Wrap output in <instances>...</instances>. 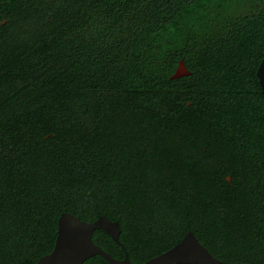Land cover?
Segmentation results:
<instances>
[{"label": "trees", "instance_id": "obj_1", "mask_svg": "<svg viewBox=\"0 0 264 264\" xmlns=\"http://www.w3.org/2000/svg\"><path fill=\"white\" fill-rule=\"evenodd\" d=\"M263 56L264 0H0V264L62 212L118 221L92 239L136 264L189 230L264 264Z\"/></svg>", "mask_w": 264, "mask_h": 264}, {"label": "water", "instance_id": "obj_2", "mask_svg": "<svg viewBox=\"0 0 264 264\" xmlns=\"http://www.w3.org/2000/svg\"><path fill=\"white\" fill-rule=\"evenodd\" d=\"M182 60L171 76L178 78L189 75ZM256 76L264 93V56L262 57ZM57 236L50 253L41 256L35 264H83L94 255H101L109 264H136L127 255L122 259L112 257L99 245L94 243L92 235L95 229H101L119 242L120 226L118 221L100 215L94 221H84L69 212H62L57 222ZM255 264L246 262H229L218 259L204 247L192 231H188L180 242L170 249L140 264Z\"/></svg>", "mask_w": 264, "mask_h": 264}, {"label": "flooded vegetation", "instance_id": "obj_3", "mask_svg": "<svg viewBox=\"0 0 264 264\" xmlns=\"http://www.w3.org/2000/svg\"><path fill=\"white\" fill-rule=\"evenodd\" d=\"M6 22H7V19H3V20H1V24H4V23H6ZM227 179L230 180V177L228 176ZM189 231H190V230H189ZM187 232H188V231H187ZM186 234H187V233H186ZM181 240H182V239H181ZM181 240H180V241H181ZM180 241H179V242H180ZM175 245H176V244H175ZM208 251H209V250H208ZM209 252H210V251H209ZM210 253H211V252H210ZM212 255H213V254H212ZM215 257H216V256H215ZM217 258H218V257H217ZM218 259H220V258H218ZM221 260H223V259H221ZM224 261H227V260H224ZM229 262H242V261H229ZM246 263H248V262H246Z\"/></svg>", "mask_w": 264, "mask_h": 264}]
</instances>
